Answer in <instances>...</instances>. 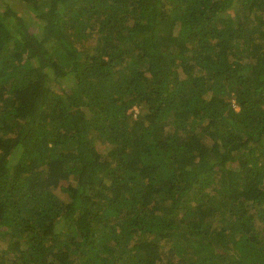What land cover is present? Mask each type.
I'll return each instance as SVG.
<instances>
[{
    "label": "trees",
    "instance_id": "1",
    "mask_svg": "<svg viewBox=\"0 0 264 264\" xmlns=\"http://www.w3.org/2000/svg\"><path fill=\"white\" fill-rule=\"evenodd\" d=\"M0 264H264V0H0Z\"/></svg>",
    "mask_w": 264,
    "mask_h": 264
},
{
    "label": "rangeland",
    "instance_id": "2",
    "mask_svg": "<svg viewBox=\"0 0 264 264\" xmlns=\"http://www.w3.org/2000/svg\"><path fill=\"white\" fill-rule=\"evenodd\" d=\"M12 4L17 8V10H20V8H21V4H20L18 1H14V2H12ZM24 14H26L27 17L32 16V12L27 11L26 9H25V11H24ZM32 28H33V30H34L35 32L38 31V30H36V28H38V27H36L35 25H32Z\"/></svg>",
    "mask_w": 264,
    "mask_h": 264
}]
</instances>
